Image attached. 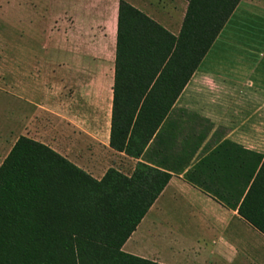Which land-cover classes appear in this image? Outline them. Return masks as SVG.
<instances>
[{
  "label": "crops",
  "instance_id": "crops-1",
  "mask_svg": "<svg viewBox=\"0 0 264 264\" xmlns=\"http://www.w3.org/2000/svg\"><path fill=\"white\" fill-rule=\"evenodd\" d=\"M119 1L66 0L65 35L55 55L51 50L43 53L51 58L44 62L51 75L48 84L35 83L23 93L18 87L16 94L0 89L7 98L1 110L0 138L3 142L12 138L9 150L19 136L42 142L96 179L106 172L100 163L108 158H122L124 164L113 168L125 175L139 161L170 173L168 183L122 246L124 252L160 264H234V251L257 249L263 251L259 264H264V249L254 242V237L264 241V236L236 210L184 177L224 141L264 155V37L255 41L253 32L255 24L264 20V0H240L175 101L161 137L151 141L139 158L109 146ZM125 1L178 34L185 0L177 19L171 4L180 0ZM248 3L255 6V16L235 19ZM237 25L248 26L245 35L233 34ZM40 129L49 132L48 140L39 135ZM231 148L225 145L223 153ZM225 164L227 177L226 171L194 176L211 191H222L232 181L230 159ZM192 231L201 233L195 242L187 238Z\"/></svg>",
  "mask_w": 264,
  "mask_h": 264
},
{
  "label": "trees",
  "instance_id": "trees-1",
  "mask_svg": "<svg viewBox=\"0 0 264 264\" xmlns=\"http://www.w3.org/2000/svg\"><path fill=\"white\" fill-rule=\"evenodd\" d=\"M185 1L176 35L119 1L109 146L127 156L139 158L159 140L175 101L240 2ZM225 145L230 153H223ZM229 159L232 181L224 190L195 178L202 171L227 177ZM170 177L139 161L130 175L110 167L96 179L48 145L19 136L0 164V264H160L122 246ZM184 177L264 236V155L224 141Z\"/></svg>",
  "mask_w": 264,
  "mask_h": 264
},
{
  "label": "rangeland",
  "instance_id": "rangeland-1",
  "mask_svg": "<svg viewBox=\"0 0 264 264\" xmlns=\"http://www.w3.org/2000/svg\"><path fill=\"white\" fill-rule=\"evenodd\" d=\"M182 2L184 0L171 4L175 7L172 14L176 19L180 17ZM65 3L66 0H0V89L4 88L10 94H16L18 87L21 88L19 93H23L27 89L31 91L35 83L48 84L51 75L44 62L51 58L44 57L43 53L51 50L55 55L59 47L58 41L65 35L68 28L64 21ZM246 7H252L253 11L250 12L249 9L247 12ZM246 7L243 10L239 9L234 18L241 20L254 17L255 6L248 3ZM247 29V25L234 26L233 34L240 37L246 34ZM253 32L255 41L264 37V20L255 24ZM252 49L256 50V42ZM239 66H241L240 63ZM6 99L0 92V117ZM38 133L44 139H49L50 134L47 130L40 129ZM11 145L12 138L5 139L4 142L0 138V164ZM124 162L122 158H108L100 164L106 170L117 163L124 164ZM174 228L175 232L181 231H178L179 228L175 225ZM200 235V231H192V235H188L187 238L195 242V238ZM189 242L187 246L191 245V241ZM254 242L257 247L264 249V241L261 238L254 237ZM262 252L257 249L234 251L233 258L236 260L234 264H259L262 261Z\"/></svg>",
  "mask_w": 264,
  "mask_h": 264
}]
</instances>
